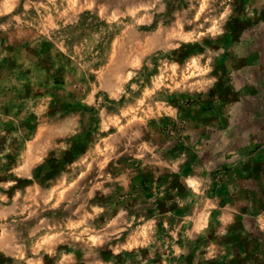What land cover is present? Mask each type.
<instances>
[{
  "label": "rangeland",
  "instance_id": "rangeland-1",
  "mask_svg": "<svg viewBox=\"0 0 264 264\" xmlns=\"http://www.w3.org/2000/svg\"><path fill=\"white\" fill-rule=\"evenodd\" d=\"M152 2L0 0V23L11 21L7 31L0 29V130L5 133L0 135V152L11 149L0 157L6 160L0 163V180L16 181L10 188L0 189L8 196L0 200V264H27L38 256H43L44 264H57L65 254L72 257L65 264H264V0H166V11L155 13L151 24L135 25L131 15L109 23L113 12ZM26 3L30 7L25 8ZM37 4L41 5L39 11ZM85 4L92 7H83ZM6 5L14 6L5 10ZM229 8L225 33L215 40L180 41L170 35L173 30L188 32L201 24L211 27L212 18L218 19ZM152 11L140 8L136 16ZM48 17L57 25L49 30L52 39L40 31L49 23ZM188 19L194 23L187 24ZM61 38L67 51L57 47ZM168 43L180 47L165 53L162 46ZM78 47L81 55L87 53L82 62H91L88 69L81 70L73 59H79ZM149 49L148 55H142ZM197 54L204 58L189 67L186 62ZM208 57L213 71L206 75L217 77L215 85L207 93L189 91L185 86L202 78L198 70ZM137 59L142 67L124 85L132 94L122 95L119 102L110 98L107 89H115L120 78L134 70ZM165 61L177 65L174 74L170 68L163 71ZM154 76L168 78L144 95L154 87ZM133 82L140 85L134 92L130 88ZM176 84L180 87L174 88ZM49 96L52 99L44 112L28 111L19 119L29 100L38 107ZM140 99L143 104H138ZM169 107L176 109L175 119L164 112ZM120 108L131 110L124 116ZM158 111L162 114H150ZM4 116L11 118L5 121ZM112 117L116 122H110ZM73 120L78 121L80 131L75 136H61V130ZM104 122L109 127L101 131ZM13 132L21 135L12 136ZM61 142L72 147L61 150L59 159L57 149H48L45 162L33 169V179L11 171L22 162L29 145L32 154H38L48 144ZM89 152L75 170L68 167ZM181 156L179 172L158 162L170 163ZM106 157L111 158L101 169L97 161ZM125 172L130 176L127 192L114 180L105 183L114 188L107 197L99 190L95 197H88L93 184L105 175L115 178ZM187 180L199 185L201 193L195 194ZM29 187L40 205H32L37 209L32 216L28 211L19 212L20 206L31 203L24 200ZM49 194V205L60 201L55 208L43 204ZM176 197L188 202L180 206ZM94 205L104 206L105 211L86 218ZM14 206L16 212L11 211ZM121 208L126 214L110 225ZM205 215L207 228L189 240L184 233ZM222 215L232 217L226 226L219 219ZM153 220L156 231L152 235L159 246L134 245L113 251L133 237L142 239L138 233L147 230ZM38 226L40 230L31 236ZM222 227L226 234H220ZM116 229L120 230L118 237L103 244L91 243L92 237ZM173 231L176 237L171 235ZM57 233L65 240L53 244L54 256L43 249L39 254L32 252L35 241L46 236L56 240ZM171 242L186 247L187 253L175 256ZM13 243L23 246L22 260L6 254ZM213 248L214 255L206 258Z\"/></svg>",
  "mask_w": 264,
  "mask_h": 264
},
{
  "label": "clouds",
  "instance_id": "clouds-1",
  "mask_svg": "<svg viewBox=\"0 0 264 264\" xmlns=\"http://www.w3.org/2000/svg\"><path fill=\"white\" fill-rule=\"evenodd\" d=\"M14 5H6L5 6V10H9L11 7H13ZM206 6V5H205ZM25 8L30 7L29 4H25L24 5ZM35 7L37 8V11H39L41 5H35ZM44 7L46 8L47 5H44ZM70 7H75V5H70ZM83 7H88L91 8L92 5L91 4H85L83 5ZM140 8H146V9H153L154 11L152 12H145V14L143 16H136V13L139 11ZM167 8V4H166V0H153L152 3L144 5L141 4L138 7L135 8H129L126 12H113L112 16L108 17L109 23H111V21L113 20H117L119 16H125V15H131L134 18V24L135 25H141V24H151L153 21V16L155 15V13H163L166 11ZM231 9H226L225 12L219 16L218 19L216 18H212V26L208 27V28H204V26L201 25H196L193 30L188 31V32H184L183 30H173L170 35L177 37L180 41H192V42H201L203 43V37H209L210 39L215 40L217 37L222 36L225 33V26L228 23V19H229V13H230ZM60 15H64V13H60ZM16 20H20V17L17 16L15 17ZM47 20L49 21V23L45 24L43 27L40 28V31L43 32L46 36H48L49 39H52V36L49 34V30L50 28H56L57 25L55 24H51V17H48ZM187 24L192 25L194 23V21L192 19H188L185 21ZM67 23V21H66ZM180 21H177V24H179ZM11 24V21H9L8 23H0V29H3L5 31L8 30L9 26ZM57 47L67 51V49L65 48V45L63 43V38L57 40ZM163 47V51L165 53L169 52L172 49H176L180 47L179 43H168L166 46H162ZM88 51H91V49L89 48ZM152 51V49L146 50L142 55H148V53ZM76 53L79 56V59H76V57H73L74 60H76V63L79 65V68L81 70L83 69H88L90 67V63L91 62H82L84 59V55H87V53H84L83 55H81V48H77L76 49ZM203 54H197L193 57L190 58L189 61H187L186 63L188 64L189 67L195 66L198 61L202 60ZM211 57H208V61L207 63H205V65L201 68H199V73L201 74V79L198 80L195 85H186L185 87H187L189 89V91H191L193 88L195 89V91H199V92H204L207 93L208 90L210 88H212L217 80L216 76H208L206 75L207 73H211L213 71V66L211 63ZM27 63V62H26ZM164 69L163 71H167V69H171L172 73L174 74L176 72V68L177 65L176 64H168L167 61L164 62ZM142 67V64L140 62L139 59H137L136 61L133 62L132 64V68L134 70L129 71L126 75H124L122 78H120V83L119 85L115 88V89H107L108 91V95L110 98L114 99L115 101L119 102L121 99V96H130L132 93L128 91L127 88H125V84L128 83V81H130L134 76H136L138 73L136 70L140 69ZM147 67L149 70L152 69L153 64L151 62V60L147 61ZM168 77H161V76H154L152 78V83L154 85V87L152 89H146L144 95H150L152 91H155L156 89L161 87V84L164 82V79H167ZM33 80L35 81V78H33ZM13 83H15V81H13ZM141 83H143V80L141 79ZM183 83V82H181ZM139 84L138 83H131L130 88L132 89V91H136L139 88ZM103 87V85L101 86ZM180 85L176 84L174 85V88H179ZM184 89H181V91H183ZM52 98L49 97H45L40 105L38 107H33V102L31 100H29L27 102V108L25 109V112H22L20 115L19 119H23L25 114L28 111H32L35 112L37 115H39L40 113L44 112L47 108V101L51 100ZM101 100H103V97L100 98ZM89 104L93 103L92 98L89 97L88 101ZM143 99L138 100V104H143ZM96 107L100 108V104L97 102L96 103ZM159 107H163V105H160ZM131 108H128L127 110L125 108H120V112L122 115L127 116L128 115V111H130ZM164 112L167 113L168 115L172 116L174 119L176 118V109L174 108H165ZM150 114H154V115H160L162 113H160L159 111L157 113H151ZM100 115L104 116V109H101L100 111ZM11 117L8 116H4L3 119L5 121H7L8 119H10ZM19 119L16 120V123L19 124ZM110 122H116V119L114 117L110 118ZM109 127V122H104L101 124L100 126V130L104 131ZM80 131V125L78 123L77 120H73L72 122H70V126L65 127L61 130L60 135L61 136H75L78 132ZM4 131L0 130V135H4ZM21 135L20 132H13L12 136H19ZM11 141V137H9V142ZM72 147V144L69 142H61L59 144H48L46 148L42 149L38 154H32V149H31V145H29L28 151L26 153L23 154L22 156V162L19 164L18 167H14L11 169L12 172H14L17 176L19 177H25L28 179H33V169L36 168L37 166L43 164L45 162L46 157L48 156V149H57L58 151L56 152V156L57 159L60 158V151H68L70 148ZM11 151L10 148L6 147L5 150L3 152H0V157H4L5 154ZM96 152L97 155L101 154V151L99 149V145L96 146ZM91 155V153H87V155L82 156L80 158V160H77L75 162H73L72 164L68 165V167L72 168L73 170H75L77 164L83 163L86 159L87 156ZM94 159H96V157H93ZM111 157H106L104 160H98L97 162L99 163V167L101 169H103L106 164L108 159H110ZM184 157L181 156L180 158L172 161V162H163V161H158L159 163H164L166 164V166L172 171V172H179V165L183 162ZM0 163H6V160H2L0 159ZM91 165H89L90 167ZM130 171V170H129ZM65 175L62 173V176ZM81 175H83V173H81ZM101 175H104L103 173H101ZM119 181L120 185L123 187V189L125 190V192H127L129 190V184H130V176L128 175V172L122 173L119 176H116L115 178L112 175H105L103 180H98V182H96L95 184H93L91 190L88 192V197L89 198H93L97 195V190H99L100 194L104 197H107L109 194H111L114 190L113 187H106L105 183L109 182V181ZM187 184L193 189L195 194H199L201 193V188L199 187V185L194 184L191 180H187L186 181ZM14 183H16V181L14 180H7V181H3L0 180V189H8L10 188ZM38 190V189H37ZM51 191H55V189H52ZM28 193L29 195H25L24 196V200L25 201H31V203H25L22 206L19 207V212L23 213L25 211H28V215L32 216V215H36L37 213V209L33 208L32 205L33 204H37L35 195L33 194V189L31 187L28 188ZM160 195L163 196L164 193L161 191ZM21 196L20 191L16 192V198H19ZM51 198V195L49 194L48 197H46L43 201V204L45 207H52L55 208L57 205H59L60 201L57 200L54 204L49 205L48 204V200ZM8 196L3 193L0 192V200H7ZM192 199V197H188V201H190ZM177 202L179 203L180 206H183L186 202V200H182L179 197H176ZM40 205L37 204V208H39ZM83 207V206H81ZM12 212H16L17 208L16 206H14L11 209ZM77 211H79V209H77ZM105 211V207L102 205H94L93 206V210L89 213L86 214V218L91 217V218H95L97 217L100 213ZM126 209L121 208L118 216L116 218H113L109 221L110 225H115L117 223V220L120 217H123L126 214ZM169 215H171V213H169ZM190 219V218H189ZM219 219L223 222V224L226 226L228 225L231 221H232V217L231 216H220ZM44 221H41V226L43 225ZM79 223H84V220L79 221ZM155 225V221H150L149 225H148V229L147 230H141L138 233L139 237H143L142 239L137 238V237H133L131 242L128 244H124L121 245L120 247H116L113 249L114 252H120L123 248H128L131 249L134 245H141V246H149L153 243H156L157 246H159V241L156 240V238L154 237V235H152V233H155L156 229L154 227ZM73 225H69V227H72ZM208 226V218L205 215L204 217H202L201 220H198L196 222V226L194 229L192 230H188L184 233V235L189 239V240H195L196 239V235H194V233L199 234L201 233L205 228H207ZM165 227H167V222H165ZM40 230V226H38L36 229H34L31 232V236H35L36 233ZM85 231H88L87 228H85ZM119 229H116L114 232H108V231H104L103 235H96L94 237L91 238V243L92 244H103L105 241L111 240L113 238V236H119ZM220 234H226V227H222L219 230ZM69 235H72L71 233H69ZM171 235L173 237L177 236L176 231L171 232ZM57 239L54 240L52 236H46V237H41L38 241H35L32 244V252L35 254H39L41 249H43V251L45 253H47L49 256H54L56 254V249L55 247H53V244L56 243H61L64 242L65 237L63 235H61L60 233H57ZM77 239H79V237H76ZM172 243V247L174 248V255L175 256H180L181 253H187L188 249L186 247H181L178 244H175L174 242ZM23 246L21 244H16L13 243L10 248L11 251L9 252V249L6 248L5 252L6 254H11L16 256L17 260H22L24 258V254L21 251V248ZM154 249H153V253H154ZM215 253V248H213L212 250H210L207 254L206 258H210L214 255ZM152 254V253H150ZM71 254H65L62 256V258L57 262V264H65L66 261L70 260ZM27 264H44L43 261V256H38L37 259L32 260L29 259L27 261Z\"/></svg>",
  "mask_w": 264,
  "mask_h": 264
}]
</instances>
